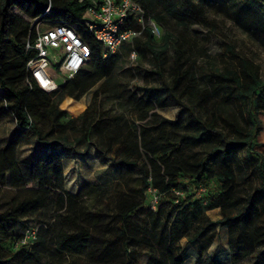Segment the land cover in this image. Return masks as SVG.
<instances>
[{
    "label": "trees",
    "instance_id": "1",
    "mask_svg": "<svg viewBox=\"0 0 264 264\" xmlns=\"http://www.w3.org/2000/svg\"><path fill=\"white\" fill-rule=\"evenodd\" d=\"M136 1L143 8L146 19L156 18L162 22V16L155 12L158 1L164 12L180 23L200 19V5L214 2L247 32H264V0H199V5L191 0ZM48 3L49 0H0V121L5 117L15 121L12 135L0 138V264H20L21 253L6 247L5 243L11 238L15 244L20 243L29 228L26 226L20 232V226L47 208H53L60 216H63L60 210L67 211L63 219L58 220L60 226L56 231L57 250L64 254L86 255L103 262L109 248L118 241L134 246L143 238L152 249L158 247L166 252L168 264H182L183 247L179 241L186 236L189 242L196 245L198 261L203 257L202 264H222L207 253L216 235L215 225L219 223L227 226L233 264H264V160H257L258 153L255 151V145H259L256 143L259 129L256 115L264 112V80L249 68L246 60L241 68L225 72L216 69L212 73L214 79L209 78L213 80L214 88L200 89V76L192 65H188V47L183 40H177L171 60V85L163 83L165 93L154 95L149 101L153 109L176 104L180 110H187L191 120L198 124L195 133L179 134L173 130L179 124L180 110L175 119H161L153 124L147 120L148 115L142 109L139 124L107 116L98 123L85 126L88 108L82 106L78 99L97 81L112 73L120 55L115 52L103 57L100 44L80 27L79 33L90 47L88 62L54 90H44L31 78L26 67L31 53L26 50L25 44L27 39L35 38V26L11 8L17 7L31 19H41L49 25L63 21L73 27H78L85 9V4L77 0H51L49 10L45 12ZM133 25L140 26L137 22ZM143 34L146 41L141 42L136 37L123 46L126 51L150 52L154 71L161 75L162 65L166 62L168 36H163L162 43H156L149 28L145 27ZM226 47L233 51L231 45ZM92 67L93 72L89 70ZM181 85L189 89L190 94H197L200 101L223 89L225 97L232 95V98L245 103L250 117L248 129L238 124L233 113L229 117L218 114V118L204 121L193 112L191 99L186 97L190 105L180 100L176 90ZM152 115L157 116L154 110ZM79 119L85 121L77 127ZM216 120L231 127L234 140ZM73 128H77L85 141L99 138L92 144L102 156V161L110 158L107 152L117 142L122 157L113 164L117 163L122 169L138 166L139 191L142 193L151 188L157 195L155 207H151L147 201L133 194L118 192V211L114 215L117 221L113 225V235L107 240L112 247L101 248L98 243L100 236L89 227L93 220L100 219V214L92 210L84 211L81 206L86 190L97 184H88L76 193L64 189L62 157L85 154L74 149V143L68 140L67 133ZM31 138L37 147L43 149L42 152L19 156V146L29 144ZM189 140L203 146L202 151L185 156ZM241 145L248 146L247 157L256 161L261 176L260 185L243 193L236 189L237 177L232 168L234 151ZM87 159L94 161L93 156ZM213 161L219 163L220 170L212 168ZM70 163L71 159H66L65 168ZM73 180L72 176L67 184ZM28 183L34 185L28 186ZM7 184L13 191L4 197ZM128 188L134 191L132 187ZM105 205L108 208L109 202L106 201ZM217 207L222 217L213 221L206 211ZM41 241L37 235L26 244L31 248ZM136 254L131 249L126 264L135 260ZM158 258L156 254L150 256L152 263L159 264Z\"/></svg>",
    "mask_w": 264,
    "mask_h": 264
},
{
    "label": "rangeland",
    "instance_id": "2",
    "mask_svg": "<svg viewBox=\"0 0 264 264\" xmlns=\"http://www.w3.org/2000/svg\"><path fill=\"white\" fill-rule=\"evenodd\" d=\"M191 1L196 5L200 4L199 0ZM200 6V13H198L200 19L196 18L180 23L168 16L162 9L160 2L156 1L155 12L159 13L163 20L160 22L153 18L160 26V33L153 35L154 40L156 43H162L163 36H168L165 49L166 62L162 65L161 75L156 74L154 71L155 67L152 64L150 52L143 53L141 50L126 51L125 47L121 46L116 51L120 57L113 67L112 73L108 77H103L97 81L78 99L82 106L88 108L85 126L98 123L107 116L111 119L112 117H119L122 120L127 119L134 124H139L142 109L147 113V120L150 124L158 123L161 119H175L180 106L172 104L153 109L149 99L154 95L165 93L166 90L162 88L163 83L171 85L173 77L171 60L175 41L177 40H183L188 47L190 57L188 65H192L198 76H200L198 78L200 89L212 90L214 88L213 80L210 81L209 78L214 79L212 73L216 69L225 72L227 69L241 68L242 62H246V60L249 68L264 80V32L258 31L253 34L247 32L232 20L218 3L209 2ZM11 11L30 21L31 24L34 22V19L28 17L17 7H12ZM37 24L38 22L35 21L33 26L36 27ZM39 26L41 27L42 24H39ZM139 38L141 42L146 41L144 34ZM226 45H231L233 51L228 50ZM89 70L93 72L94 68H89ZM202 72L203 74H201ZM51 75L58 85L68 78L67 76L58 75L53 68H51ZM201 75L203 76L201 77ZM228 82L231 83L230 80ZM100 86L101 89L98 90ZM176 91L180 96V100L184 103L189 104L186 97L192 100L194 104L193 112L204 121L218 118V114H225L229 117L230 113H233L238 124L248 129L250 117L246 104L232 98V95L225 97L226 91L223 89L204 101H200L197 94H190V90L183 85ZM153 110L157 114L156 117L152 115ZM179 118V124L173 128L174 131L179 134L195 133L198 124L191 120L187 110H180ZM85 120L79 119L76 126L79 127ZM256 120L259 127L256 137V143L259 145H255V151L258 153L256 157L257 160L260 158L264 160V112L258 113ZM216 121L221 123L220 128L229 134L230 139L234 140L231 127L225 126L219 120ZM165 125L170 127L168 123H165ZM14 128L15 121L10 117H5L0 121V138L12 135ZM67 136L68 140L74 143V149L84 151L85 154H69L62 157L64 189L76 193L88 184H97L96 187L86 190V194L83 196L84 203L81 206L84 211L92 210L100 214V219L93 220L89 227L100 236L98 242L100 247H108L107 240L113 235V225L117 221V217L114 215L118 211V200L120 199L118 192L126 191L133 194L136 198L147 201L151 207H155L157 195L151 188L142 193L139 191L141 180L138 166L131 165L122 169L117 163L113 164L122 157L121 150L117 149V142L107 152L110 158L102 161V156L98 155L95 145L92 144L96 140L98 142L99 138L93 137L89 142L85 141L81 138L77 128L70 129ZM187 143L185 156L200 153L203 149V146L194 141L189 140ZM247 149V145L239 146L234 151L232 158V168L237 177L236 189L240 193L261 184L260 171L257 168L256 161H250L247 157ZM42 150V148L36 146L35 140L31 138L29 144L20 145L17 151L18 155L22 156L28 153L40 154ZM89 156H93L94 161H89L87 159ZM66 159H71L68 168H65L64 165ZM211 166L214 170L221 169L219 163L214 161ZM72 176L74 177L73 182L67 184ZM212 181L215 183L214 180ZM32 185L34 184L28 183V186ZM128 186L132 187L134 191L129 190ZM4 189V197L9 196L13 191L9 184ZM106 201L109 202L108 208L105 205ZM59 213H62L63 216H60L53 208H47L37 217L27 219L24 225L20 226V232H23L26 226L34 228L43 242L41 241L30 248L27 244H15L13 238L6 241V247L16 253H21L20 264H126L128 252L131 249H134L137 254L135 260H131L130 264H158L151 262L150 256L152 254L159 257V264H168L169 260L166 252L158 247L152 249L143 238H140L141 240L134 246H126L119 241L114 247L109 246L112 248H109L103 262L96 261L86 255L76 256L61 253L56 247V231L60 226L59 221L67 214V211L62 209ZM206 213L213 221H217L222 217L219 207L209 209ZM215 229L216 235L207 253L218 259L222 264H233L228 248L227 226L217 223ZM192 233L193 230L190 232V236ZM179 242L183 247L182 264H202L203 257H200V261H198L196 245L189 242L188 237H182ZM94 245L96 244L94 243Z\"/></svg>",
    "mask_w": 264,
    "mask_h": 264
},
{
    "label": "built area",
    "instance_id": "3",
    "mask_svg": "<svg viewBox=\"0 0 264 264\" xmlns=\"http://www.w3.org/2000/svg\"><path fill=\"white\" fill-rule=\"evenodd\" d=\"M77 1L85 4L78 27L63 21L49 25L41 19H35L34 22H38L35 27L36 36L33 40L26 41L25 48L31 53L26 63L27 71L46 91H52L58 86L51 75V68L55 69L58 75L60 72L64 76L72 77L88 62L90 47L79 33L80 27L87 30L100 44L103 56L115 53L124 44L140 37L145 27L149 28L153 35L160 33L159 24L151 18H145L143 8L136 0ZM50 4L51 0L45 12L49 10ZM134 22L140 26H134ZM36 236V230L29 227L19 242L26 244Z\"/></svg>",
    "mask_w": 264,
    "mask_h": 264
}]
</instances>
